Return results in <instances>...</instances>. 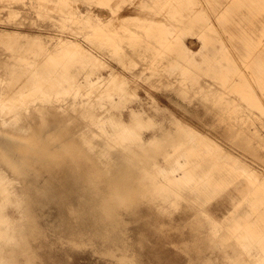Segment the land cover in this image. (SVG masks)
<instances>
[{"label": "bare ground", "instance_id": "obj_1", "mask_svg": "<svg viewBox=\"0 0 264 264\" xmlns=\"http://www.w3.org/2000/svg\"><path fill=\"white\" fill-rule=\"evenodd\" d=\"M79 1L87 11L72 0L3 4L9 16L22 13L3 23L43 27L34 12L58 29L7 32L24 40L9 46L10 68L0 70L10 75L0 77L1 95L9 88L19 99L0 103L8 108L0 111V264H44L41 219L52 207L75 228L62 242L120 264H138L130 236H121L131 209L162 235L168 226L150 212L187 213L192 238L176 244L187 254L240 252L190 264H264V172L245 161L264 164V0ZM132 9L147 14L121 13ZM186 30L202 42L203 61L191 60ZM116 62L131 74L120 70L119 84ZM211 70L214 81L205 78ZM133 86L169 103L150 112L135 95L116 112ZM192 118L212 124L201 129Z\"/></svg>", "mask_w": 264, "mask_h": 264}, {"label": "rangeland", "instance_id": "obj_2", "mask_svg": "<svg viewBox=\"0 0 264 264\" xmlns=\"http://www.w3.org/2000/svg\"><path fill=\"white\" fill-rule=\"evenodd\" d=\"M196 0H188L186 1L187 4H189L188 7H196L198 4L195 2ZM5 3V0H0V19H6L9 17V19L13 22H16L21 19L22 13H19L16 15L15 13L11 14L10 16L7 15V11L4 10L3 4ZM51 4H54L50 2ZM73 5L80 6V8L85 10V5L82 1H74L72 0ZM79 3V4H78ZM82 6V7H81ZM102 10V11H100ZM87 11V10H85ZM94 11L98 14H102L101 17L104 19H107L108 16L111 14V11L109 9H104L102 7L95 6ZM102 12V13H101ZM107 12V13H106ZM110 12V14H109ZM49 12H43L42 14H46ZM51 13H54L51 11ZM121 13L125 14H131L135 17H144L146 16L147 12L140 10V9H132V10H124ZM183 11L177 12L176 14L180 15ZM109 14V15H108ZM30 18L32 21L38 22L40 24H43V27L39 26H30L28 24H14V23H3L0 20V70L9 69L10 67L5 65L7 64L9 57V46H15L24 39H9L10 35L7 34V32L11 31L14 32V29L24 30L31 33H38L43 31L45 35L49 34H56V30L58 29L52 23L49 21L46 15H37L34 12H31ZM107 15V16H105ZM106 17V18H105ZM214 23H218L216 19H214ZM13 30V31H12ZM212 35V34H210ZM182 36L186 37V43L190 50L191 60L194 62H201L203 61V56L198 52L200 49L202 42L190 33V30H186ZM87 44V43H86ZM127 62H130L128 59H126ZM226 62V60H224ZM116 65L115 71H116V82L117 84L120 83V70L121 73H125L126 75L130 76L128 71H126L125 68H122L117 62L114 63ZM194 67V66H193ZM255 67V66H254ZM248 69V68H247ZM249 70V69H248ZM247 72V71H246ZM100 73L103 76H107L110 73V70L107 69H101ZM151 71L147 70V75L150 74ZM210 76L205 75V78L209 80L214 81V71H210ZM3 76H10L9 74H1L0 77ZM14 82L9 81L7 86L12 85ZM140 83V81H139ZM132 84V82H130ZM14 85H18V83H15ZM49 85H46V88ZM134 88L129 89L128 91L130 93H133V95L129 94L128 97L122 98L117 103V108H114L116 112H118L119 109L125 108L127 104H135L137 102L136 99H134V96L137 95V97L143 102L149 109H151L150 112H153V105L155 103H159L160 106H165L169 103V97L161 92H155L152 95H149L148 91L145 88ZM33 92L31 90H27L26 94H32ZM153 93V92H152ZM171 95L176 97L175 92H171ZM25 98L28 99V96ZM19 102V99L11 98L9 95V88L6 89L3 95L0 93V103H10V102ZM3 107V108H2ZM199 106L196 108L198 109ZM1 109H4V113L8 115V108L0 105V111ZM201 114L208 120H213L212 116L205 113L204 106L199 107ZM255 110H258L255 108ZM260 111V110H258ZM115 113V112H114ZM264 117V113H262ZM194 123V126L200 127L201 129H206L209 127L210 124L204 125L202 123H199L198 120L196 121V118L190 119ZM170 124V123H169ZM171 125V124H170ZM261 128V127H260ZM263 131V129H262ZM194 136H197L195 134ZM198 137H193L194 140H196ZM207 137L202 135V139L204 141H208L206 139ZM232 151L236 154V149L234 147L231 148ZM246 163L248 164V167L254 168V170L258 173L264 172V164H259L258 162H254L252 157H247L245 159ZM148 209H145V211ZM59 209L57 207H52L49 211H45L43 214L44 217L41 219V226L46 231L47 236L44 238L42 247H41V254L44 258V264H120L117 260L110 259L106 257L105 255L101 254L98 250L92 248V247H76L72 246L70 244H66L62 242V237H69L72 236L68 231L69 229H74V225H69L66 227L63 223V221H69L61 218V215H58ZM155 213V212H154ZM149 214L154 215L156 222H165L166 226H168L166 232L162 234H158L154 227L151 224H147L143 218L136 217V210L131 209L129 211H125L123 215L124 223H122L121 226L126 225V230L121 232V236H125L128 234L131 239V249L134 251L135 254H137L138 257V264H190L189 260L192 258L198 259L203 258L207 260L208 258H213L216 260H221L219 262H224L227 257H225V254L229 255H239L240 252L238 251H221V250H212V251H202L199 253L189 252V254L185 253L182 249H180L177 245H182L183 239L190 240L192 238V233L188 230V228L183 227V223L186 221V218L188 216L185 212H174L171 217H158L152 212ZM185 214V215H184ZM221 214V213H220ZM220 218V217H219ZM190 221V219L188 220ZM53 228H56L57 233L51 231ZM123 230V229H122ZM125 234V235H124ZM76 234H74L75 236ZM123 237L120 238V240ZM125 238V237H124ZM183 240V241H182ZM111 242H106V246H110ZM100 245H102V241L100 242ZM100 249V248H98ZM245 254V253H241ZM217 255V256H216ZM215 256V257H214ZM204 260V261H205ZM196 264H201L197 262ZM209 264V263H208Z\"/></svg>", "mask_w": 264, "mask_h": 264}]
</instances>
